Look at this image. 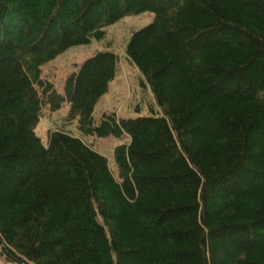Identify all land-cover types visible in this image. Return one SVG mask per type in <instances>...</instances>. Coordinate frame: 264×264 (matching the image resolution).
I'll list each match as a JSON object with an SVG mask.
<instances>
[{"label":"trees","instance_id":"1","mask_svg":"<svg viewBox=\"0 0 264 264\" xmlns=\"http://www.w3.org/2000/svg\"><path fill=\"white\" fill-rule=\"evenodd\" d=\"M152 12L127 59L152 115L94 109L119 57L100 51L62 91L42 66ZM127 136L115 167L67 130ZM0 250L17 264H264V0H0Z\"/></svg>","mask_w":264,"mask_h":264},{"label":"rangeland","instance_id":"2","mask_svg":"<svg viewBox=\"0 0 264 264\" xmlns=\"http://www.w3.org/2000/svg\"><path fill=\"white\" fill-rule=\"evenodd\" d=\"M154 20L152 12H144L120 19L106 29L103 39L92 40L88 45L69 48L54 60L42 66L43 75L54 82L56 88L63 89L64 79L77 71L84 61L100 51H111L118 54V70L115 79L110 83L108 91L101 97L94 109V120L98 124L103 113L114 112L120 118H136L152 115L155 99L148 87L146 79L127 59L126 48L133 32L149 25ZM67 105L55 113H46L36 126V132L43 144L48 142V131L64 129L78 137L86 144L106 156L114 167V148L128 141V137L83 136L77 129V122L66 120ZM0 264H17L7 260L0 250Z\"/></svg>","mask_w":264,"mask_h":264}]
</instances>
